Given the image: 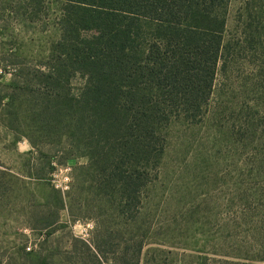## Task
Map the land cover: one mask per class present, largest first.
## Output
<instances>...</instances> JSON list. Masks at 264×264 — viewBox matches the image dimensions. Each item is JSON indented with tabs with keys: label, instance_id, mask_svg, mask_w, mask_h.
Returning a JSON list of instances; mask_svg holds the SVG:
<instances>
[{
	"label": "rangeland",
	"instance_id": "1",
	"mask_svg": "<svg viewBox=\"0 0 264 264\" xmlns=\"http://www.w3.org/2000/svg\"><path fill=\"white\" fill-rule=\"evenodd\" d=\"M246 3L255 17L258 0L229 3V48L208 113L170 126L129 222L118 217L119 188L100 182L78 148L75 120L46 121L34 94L16 99L10 87L17 68L38 66L59 41L63 1L0 0L3 264L12 256L14 264H92L81 240L94 251L104 228L112 231L105 264H120L133 237L143 243L140 264H264V18L251 20Z\"/></svg>",
	"mask_w": 264,
	"mask_h": 264
},
{
	"label": "trees",
	"instance_id": "2",
	"mask_svg": "<svg viewBox=\"0 0 264 264\" xmlns=\"http://www.w3.org/2000/svg\"><path fill=\"white\" fill-rule=\"evenodd\" d=\"M62 1L59 41L38 66L17 68L10 87L16 99L34 94L37 115L46 121L75 120L78 148L100 182L119 188L118 217L133 222L166 152L170 126L198 123L208 113L229 48L231 0ZM258 2L255 17L246 3L251 20L264 18V0ZM111 235L104 228L94 251L81 240L92 264L109 263ZM130 242L120 264H140L143 243ZM22 254L23 261L32 255Z\"/></svg>",
	"mask_w": 264,
	"mask_h": 264
}]
</instances>
